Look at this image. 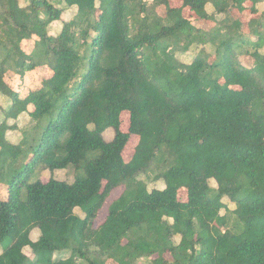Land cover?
Returning a JSON list of instances; mask_svg holds the SVG:
<instances>
[{
  "label": "trees",
  "instance_id": "1",
  "mask_svg": "<svg viewBox=\"0 0 264 264\" xmlns=\"http://www.w3.org/2000/svg\"><path fill=\"white\" fill-rule=\"evenodd\" d=\"M61 1L75 12L52 36L63 7L0 0V96L10 103L0 122V264H264V0ZM183 7L213 27L193 26ZM246 9L256 17L244 29L230 11ZM192 45L198 53L180 61ZM42 65L51 75L25 95L5 81ZM22 113L38 131L12 143L6 132L16 123L6 120ZM133 134L140 140L125 161ZM40 166L83 174L31 182ZM149 172L160 187L138 179ZM224 198L234 204L232 227Z\"/></svg>",
  "mask_w": 264,
  "mask_h": 264
},
{
  "label": "rangeland",
  "instance_id": "2",
  "mask_svg": "<svg viewBox=\"0 0 264 264\" xmlns=\"http://www.w3.org/2000/svg\"><path fill=\"white\" fill-rule=\"evenodd\" d=\"M50 1L53 2L56 6L63 7V4H62L63 2L61 0H50ZM169 1L171 5L173 6H180L182 3L181 0H169ZM151 2L152 0H149L148 3H151ZM20 3L25 4V0H20ZM74 12H75V9L73 8L69 9V8L63 7V11L61 13V19L59 21H54L49 25L48 33L52 36L57 35V33L59 32L61 28L62 22L69 20L74 14ZM157 12L159 15L164 16L166 13V9L164 6H160L157 8ZM182 13H183V16L186 19H188L189 22L195 27H201V28H204L205 30H210L214 25L213 22H209L205 20L197 21V17L194 15L193 12L189 10L188 7H183ZM230 14L234 19H238L239 21H241L244 29H247V23L249 19L252 17H256L252 13H250L248 9L244 11L231 10ZM222 16H223L222 14H219L217 15V18H221ZM34 38L35 37H32L30 40L22 41L21 46L26 52L31 51ZM199 49L200 47H196L195 45H192L187 52L178 53L176 56L180 61L187 63L192 59V57L196 53H198L197 51ZM205 49L210 53L213 52V47H211L210 45L209 46L207 45ZM213 60L214 59L211 57L209 61L212 62ZM238 60L244 66H251L253 64L252 57L247 56V55L239 56ZM50 75H51L50 69L47 66L42 65V66L36 67L35 69L31 71L26 72L23 78H20L19 75H16L15 73H12L11 71H9L5 75V81L14 91H18L19 94L22 96L31 90L37 89L41 85V81L43 79L48 78ZM0 97H4L5 100L8 99L5 96H0ZM3 104L6 106V102L3 101ZM27 119L29 120V122H27V120H24V119H20L19 121H17L16 119L15 122L20 123V128L15 124V127H13L12 129H9L7 131L8 133L6 132V135H8L10 139L13 140L14 142H20L23 131H28V132L32 131V133L30 134H35V132L37 134L38 129L34 128L33 130V126H35L36 122L32 121L29 116H27ZM40 121H41L40 123H41V128H42L43 125L45 124V119L44 118L40 119ZM8 122H9V125H11L12 123H14V120L8 119ZM128 125H129V113L125 111V112H122L121 114V124H120L121 130L127 131ZM113 136H114V130L112 128H109L103 132V138L106 141L112 140ZM139 140L140 139L138 135L133 134L130 136L122 152V156L125 161H128L131 158L135 150V147L139 143ZM23 163L24 161L22 159L20 167L23 166ZM82 174H83L82 170H76L72 167H68L66 169L57 170L54 173H50L47 170H43L42 167L40 166L36 169L35 173L29 178V180L32 182L33 180L40 179L43 182H47L49 178H51L53 175L55 179L65 181L67 183H72L77 175H82ZM138 179L145 182L149 190L154 186L160 187L162 184V180L156 181L154 179V173L152 172L142 173L138 176ZM3 188L4 186H1L0 190L1 189L3 190ZM121 192H122V188L119 187L110 194V196L105 201L103 208L99 211L98 216L95 219V222H94L95 226H98L99 224L103 222L108 212V206L114 199H116L120 195ZM186 195L187 193L185 189L179 190L178 192L179 200L185 201ZM224 201L226 202V207L222 209L221 212L227 215V219L229 220L228 226L232 227L235 224V215H233V212L231 211V208L234 207V204L228 198H224ZM74 212L77 215H81L82 217L84 216V214L79 208H75ZM39 234L40 232L38 229H33L30 233V238L33 241H35L37 240ZM178 241H179V236L178 235L174 236V242L177 243ZM23 251L27 256L31 255V250L29 247H25ZM63 255H67V254L63 253ZM149 263H150L149 258H140L136 261L135 264H149ZM107 264H116V263L112 260H109Z\"/></svg>",
  "mask_w": 264,
  "mask_h": 264
},
{
  "label": "crops",
  "instance_id": "3",
  "mask_svg": "<svg viewBox=\"0 0 264 264\" xmlns=\"http://www.w3.org/2000/svg\"><path fill=\"white\" fill-rule=\"evenodd\" d=\"M258 9L260 10V11H264V2H261V3H259L258 4ZM3 101L4 102H6V106L3 104ZM9 101L6 99L5 100V98L4 97H0V106H1V108H2V110H0V122H2L5 118H4V114H3V112L6 110V108L9 106ZM27 114L26 113H22V114H20L19 115V117H18V119H17V121H19L20 119H24V120H27V122H29V120L27 119ZM13 120V119H12ZM6 123L7 124H9V122H8V119L6 120ZM14 123H16L15 121H14ZM16 125L20 128V123L18 122V123H16ZM109 129V128H108ZM107 130V129H106ZM8 133V132H7ZM6 137H7V139L10 141V142H12V143H17V142H14L13 140H11L10 139V137L8 136V135H6ZM108 141H110V140H108ZM233 208V207H232ZM231 208V209H232Z\"/></svg>",
  "mask_w": 264,
  "mask_h": 264
}]
</instances>
